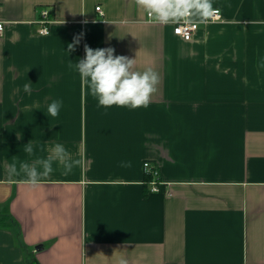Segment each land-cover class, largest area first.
<instances>
[{"label": "crops", "instance_id": "0c3cea01", "mask_svg": "<svg viewBox=\"0 0 264 264\" xmlns=\"http://www.w3.org/2000/svg\"><path fill=\"white\" fill-rule=\"evenodd\" d=\"M214 7L222 21L185 42L136 0H0V264H264V0ZM85 44L157 70L149 106L98 108L70 67ZM57 142L82 161L70 172L54 164L35 187L9 175Z\"/></svg>", "mask_w": 264, "mask_h": 264}, {"label": "clouds", "instance_id": "9594fccd", "mask_svg": "<svg viewBox=\"0 0 264 264\" xmlns=\"http://www.w3.org/2000/svg\"><path fill=\"white\" fill-rule=\"evenodd\" d=\"M137 6L143 8L148 17V23H208L217 17L219 9L214 7V0H136ZM82 36V34H81ZM77 37L66 50L69 54L80 43ZM85 55L78 61L71 60L70 67L78 73L82 87L96 99L97 107L105 110L116 106L130 110L148 107L153 94L158 91L161 80L160 73L153 67L144 70H134L136 58L117 55L114 47L93 48L84 45ZM258 67L264 69V60L258 62ZM31 82L23 85V91L31 94ZM64 107L62 98H55L47 106L46 115L57 118ZM23 151L34 155L32 140L23 145ZM41 151H44L41 148ZM82 161L74 159L69 149L60 142L47 149L46 156H38L32 163L14 160L9 169V175H23V182L30 186H38L43 178L54 171L53 165L62 166L65 172H70ZM120 166L131 167L130 161H121ZM117 264H128L121 256Z\"/></svg>", "mask_w": 264, "mask_h": 264}, {"label": "built area", "instance_id": "2783aa9c", "mask_svg": "<svg viewBox=\"0 0 264 264\" xmlns=\"http://www.w3.org/2000/svg\"><path fill=\"white\" fill-rule=\"evenodd\" d=\"M97 11L103 14L102 8L99 6L97 7ZM41 18L38 21V23L42 26V29L40 30V33L42 35H49L50 34V29L49 26L52 24V21L50 20V11L48 8H42L40 11ZM222 21V13L221 10L219 9V12L217 14V17L208 22V23H203V24H212L215 22ZM200 24L201 23H173V32L174 35L180 38L181 40L185 42H190L195 38L196 33L200 29ZM5 30V22L0 20V36L3 34ZM143 170L145 175L150 179L149 184L152 187V192L154 193H159L161 192V187L165 186L166 183L163 181L161 178V173L160 170L157 166L153 165L151 162H145L143 165Z\"/></svg>", "mask_w": 264, "mask_h": 264}]
</instances>
